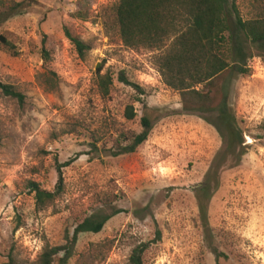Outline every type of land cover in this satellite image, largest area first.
<instances>
[{"label":"rangeland","instance_id":"obj_1","mask_svg":"<svg viewBox=\"0 0 264 264\" xmlns=\"http://www.w3.org/2000/svg\"><path fill=\"white\" fill-rule=\"evenodd\" d=\"M5 1L26 8L0 27L17 53L0 44V83L24 97L19 103L0 94V264H40L43 251L71 241L84 218L114 210L120 213L98 234H79L69 257L62 260L61 252L53 264H128L156 231L160 241L143 264H264V62L254 58L249 75L228 78V106L243 139L235 152L242 155L237 165L232 156L222 163L203 220L197 190L224 144L163 84L154 61L164 50L123 45L111 17L118 0ZM252 1L237 0L244 18ZM66 30L89 47L84 59ZM102 61L100 74L113 81L107 97L96 87ZM121 71L144 95L118 82ZM50 73L54 90L46 85ZM223 82L199 87L210 91L213 106ZM128 105L132 120L124 117ZM143 105L156 116L148 139L134 153L112 157L109 150L140 132ZM76 155L62 169V192L39 210L28 183L54 191L55 163Z\"/></svg>","mask_w":264,"mask_h":264},{"label":"trees","instance_id":"obj_2","mask_svg":"<svg viewBox=\"0 0 264 264\" xmlns=\"http://www.w3.org/2000/svg\"><path fill=\"white\" fill-rule=\"evenodd\" d=\"M250 6L252 14L249 18L241 16L237 0H118L111 9L112 21L123 45L131 49H163L154 61L163 84L179 93L183 112L197 114L216 129L223 141V149L215 156L211 168L205 174L204 184L197 190L198 207L203 220L212 194L211 182L216 184L222 163L232 156L237 165L242 155L235 152L236 148L242 146L243 139L228 106L227 83L231 76L249 75L250 60L259 58L264 62V0H253ZM25 8L24 2L0 0V27L11 18L23 14ZM65 36L78 58L84 59L89 47L67 30ZM0 44L10 54H17L14 46L2 35ZM42 45V59L48 63L51 61L50 53L45 49L44 42ZM103 63L95 69L96 87L102 97H107L113 81L108 73L100 74ZM54 77L50 73L46 83L50 90L56 88ZM219 77L224 79L220 88L221 99L213 106L210 91L204 93L199 87L213 85ZM117 79L138 95H144L141 87L131 82L123 71L119 72ZM0 94L23 102V95L11 85L0 83ZM142 111L140 132L116 151L109 150L112 157L132 154L148 139L156 118L155 110L143 105ZM124 117L127 120L134 119L132 106H126ZM77 158L78 155L64 163H55L57 182L54 191L42 190L36 183H28L39 210L62 192V169ZM119 213L114 210L109 215L84 218L76 225L71 241L64 246L45 249L39 263L53 264V258L61 252L64 255L62 260H66L79 234H98L106 222ZM159 241L160 232L156 231L151 241L140 243L131 251L128 264H143L145 252Z\"/></svg>","mask_w":264,"mask_h":264}]
</instances>
